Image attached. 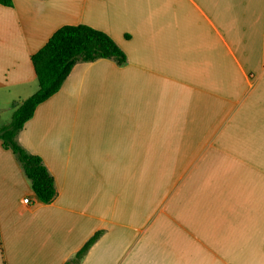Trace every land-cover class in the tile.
<instances>
[{"label":"crops","instance_id":"0c3cea01","mask_svg":"<svg viewBox=\"0 0 264 264\" xmlns=\"http://www.w3.org/2000/svg\"><path fill=\"white\" fill-rule=\"evenodd\" d=\"M77 24L127 61L77 63L19 132L52 203L0 140V264H264V0L0 5V128Z\"/></svg>","mask_w":264,"mask_h":264},{"label":"trees","instance_id":"16d2710c","mask_svg":"<svg viewBox=\"0 0 264 264\" xmlns=\"http://www.w3.org/2000/svg\"><path fill=\"white\" fill-rule=\"evenodd\" d=\"M0 5L13 7V0H0ZM100 59H111L118 65L127 61L124 51L108 34L100 30L85 24L64 25L59 28L31 58L39 83L38 91L21 103L8 125L0 128L3 148L16 156L41 203L50 204L56 198L55 181L43 160L28 153L19 144L18 134L33 117L36 108L59 92L77 63ZM98 237L99 233L81 249L75 257L77 261Z\"/></svg>","mask_w":264,"mask_h":264},{"label":"built area","instance_id":"2783aa9c","mask_svg":"<svg viewBox=\"0 0 264 264\" xmlns=\"http://www.w3.org/2000/svg\"><path fill=\"white\" fill-rule=\"evenodd\" d=\"M24 202H25V203H28V199H25Z\"/></svg>","mask_w":264,"mask_h":264}]
</instances>
